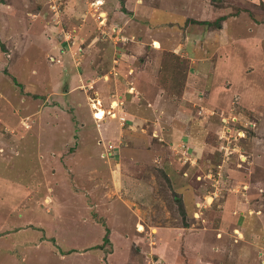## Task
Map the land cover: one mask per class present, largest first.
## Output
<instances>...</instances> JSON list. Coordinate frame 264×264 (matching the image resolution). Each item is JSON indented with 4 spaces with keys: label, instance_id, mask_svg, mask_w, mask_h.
Wrapping results in <instances>:
<instances>
[{
    "label": "rangeland",
    "instance_id": "374dc122",
    "mask_svg": "<svg viewBox=\"0 0 264 264\" xmlns=\"http://www.w3.org/2000/svg\"><path fill=\"white\" fill-rule=\"evenodd\" d=\"M2 1L0 264H264V0Z\"/></svg>",
    "mask_w": 264,
    "mask_h": 264
},
{
    "label": "crops",
    "instance_id": "0c3cea01",
    "mask_svg": "<svg viewBox=\"0 0 264 264\" xmlns=\"http://www.w3.org/2000/svg\"><path fill=\"white\" fill-rule=\"evenodd\" d=\"M233 19L230 21V22H232V21H236V18L237 17H235V16H233L232 17ZM118 55H120L119 56V59L122 61V58H124V52L123 53H119ZM126 55V54H125ZM126 56H129V54L128 55H126ZM194 64V63H193ZM83 75H85V72L83 73ZM124 111V110H123ZM113 121H111V123H112ZM100 131V130H99ZM99 131H97V135H98V132ZM11 192L10 193H8V196H9V198H10V200L12 201V203L14 202H18V201H16L15 199V197H11ZM6 227H7V229H10L12 226H9V225H6ZM19 231H21V230H19ZM235 231H237V230H235ZM240 235H241V233H239ZM219 237H220V235H219ZM114 239V241L116 242V239L115 238H113ZM116 244V243H115ZM116 246H117V244H116ZM215 252V251H214ZM197 255H200V254H197ZM162 258V257H161ZM162 261L163 262H168V263H170V262H172V260L171 259H167V260H164L163 258H162ZM199 261H200V263H202V264H209L210 262L208 261V260H203V258H201V259H199Z\"/></svg>",
    "mask_w": 264,
    "mask_h": 264
},
{
    "label": "bare ground",
    "instance_id": "6f19581e",
    "mask_svg": "<svg viewBox=\"0 0 264 264\" xmlns=\"http://www.w3.org/2000/svg\"><path fill=\"white\" fill-rule=\"evenodd\" d=\"M98 1V0H97ZM99 2V4L101 3V0H99L98 1ZM102 15H103V13H102ZM92 107H93V110H94V117H96V118H102V117H104V115H105V111H104V109L100 106V104L98 103V102H94V103H92ZM111 113V112H110ZM113 117V116H112ZM115 117V116H114Z\"/></svg>",
    "mask_w": 264,
    "mask_h": 264
},
{
    "label": "trees",
    "instance_id": "16d2710c",
    "mask_svg": "<svg viewBox=\"0 0 264 264\" xmlns=\"http://www.w3.org/2000/svg\"><path fill=\"white\" fill-rule=\"evenodd\" d=\"M1 2H3L2 0H0V3ZM220 19H223V18H220ZM182 20H183V18H182ZM204 22V21H203ZM205 22H207L208 24H213L212 22H210V21H205ZM204 22V23H205ZM216 23H214V24H220L218 21H215ZM218 22V23H217ZM182 29H185V28H182ZM103 242H109V239H108V230L106 229V233H105V235H104V237H103ZM98 246V248H100L101 247V245H97Z\"/></svg>",
    "mask_w": 264,
    "mask_h": 264
},
{
    "label": "clouds",
    "instance_id": "9594fccd",
    "mask_svg": "<svg viewBox=\"0 0 264 264\" xmlns=\"http://www.w3.org/2000/svg\"><path fill=\"white\" fill-rule=\"evenodd\" d=\"M92 114H95V113H92Z\"/></svg>",
    "mask_w": 264,
    "mask_h": 264
}]
</instances>
